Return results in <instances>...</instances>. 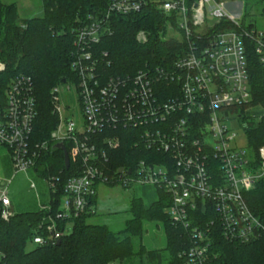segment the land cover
Returning <instances> with one entry per match:
<instances>
[{"label":"built area","instance_id":"obj_1","mask_svg":"<svg viewBox=\"0 0 264 264\" xmlns=\"http://www.w3.org/2000/svg\"><path fill=\"white\" fill-rule=\"evenodd\" d=\"M151 2L108 0L104 17L91 15L74 31L72 79L60 85L67 90L69 82L76 86L81 123L64 116L70 107L61 106L55 86L51 101L56 125L40 141L31 78L17 76L0 85V147L14 172L11 179L0 177L1 220L14 216L9 187L16 175L31 170L40 175L43 160L55 151L63 155L64 170L71 168L58 211L53 214L50 202L41 204L48 215L30 246L54 245L76 219L94 215L104 185H152L162 192L170 223L189 237L180 254L186 264H216L219 235L236 245L263 238L264 226L250 209L247 194L264 179V148L255 160L239 145L231 124L253 102L252 60L264 67V32L245 27L219 0H157L153 5L168 19V32L179 35H169L180 46L177 60L170 67L145 66L134 74L109 73L107 54L96 55L93 48L111 33L110 18L139 14ZM136 39L145 43L148 35L142 31ZM5 71L0 62V74ZM124 142L147 154L134 170L113 167L112 157ZM59 145L69 157L67 169ZM41 179L48 192L57 193L60 178ZM31 189L36 190L33 182ZM62 225L64 232L59 231ZM2 257L0 251V264Z\"/></svg>","mask_w":264,"mask_h":264},{"label":"trees","instance_id":"obj_2","mask_svg":"<svg viewBox=\"0 0 264 264\" xmlns=\"http://www.w3.org/2000/svg\"><path fill=\"white\" fill-rule=\"evenodd\" d=\"M141 13L127 17L110 18L111 33L104 35L95 45L96 55L107 54L111 62V74H134L145 66L170 67L179 55L180 46L173 38H167L168 19L155 8L157 0ZM197 1V0H193ZM220 1V0H219ZM264 17V0H254ZM44 16L23 20L16 6L3 4L0 0V62L6 71L0 74V85L17 76L31 78L35 87L38 104L36 137L42 141L53 131L56 119L52 114L51 90L72 79L70 70L74 31L88 23L89 16L104 17L108 0H41ZM250 3H246L248 9ZM246 9V10H247ZM248 13V11H246ZM246 16V15H245ZM244 16V18H245ZM243 18V19H244ZM245 20V19H244ZM242 24L248 28L255 25ZM144 31L148 41L138 42L136 36ZM253 102L248 110L239 112L241 120H246L244 130L248 149L255 160L260 158L264 148V67L252 60ZM249 120V121H247ZM68 148V147H67ZM147 154L134 148L131 143H123L113 155V167L134 170L138 162ZM40 178L58 177L61 181L55 194L48 192L45 206L52 205L55 214L64 196L63 184L70 177L65 171L63 155L53 152L42 162ZM247 202L252 212L264 226V179L247 194ZM165 195L160 192L158 200L145 207L141 200L131 204L132 218L125 228L112 232L105 226L87 222L91 215L76 219L71 231L61 238V243L30 247L39 234V226L47 217L44 210L15 213L9 222L0 218V251L3 264H186L180 254L189 246L187 233L173 226L166 214ZM156 222L163 227L166 247L162 250H148L141 243L144 225ZM65 225L59 228L65 231ZM45 236V235H44ZM215 251L216 264H264V235L257 242L248 245L230 244L217 236Z\"/></svg>","mask_w":264,"mask_h":264},{"label":"rangeland","instance_id":"obj_3","mask_svg":"<svg viewBox=\"0 0 264 264\" xmlns=\"http://www.w3.org/2000/svg\"><path fill=\"white\" fill-rule=\"evenodd\" d=\"M224 3L229 14H237L238 18L247 25H255L264 32V17L260 15V7L254 0H220ZM3 4L15 5L18 15L23 20L42 18L44 16L41 0H1ZM248 9L246 8V3ZM213 3L207 5V17L211 20ZM247 9V10H246ZM248 11V13H246ZM246 15V16H245ZM245 16V18H244ZM244 18V19H243ZM169 35L179 37L178 34L169 30ZM67 86L59 85V99L62 107H70V111L64 116H73L76 123L82 122V113L78 103L76 86L69 82ZM232 122V128L238 133V143L244 149H248V140L241 122ZM249 121V120H247ZM1 148V147H0ZM2 150V149H0ZM2 177L11 179L14 175L11 163L6 166ZM36 184V190L31 189V183ZM159 190L152 185L134 184L125 189L123 186H100L95 214L87 220L92 225L105 226L112 232H119L125 228L126 222L132 218L130 209L133 200H141L145 207H150L159 198ZM9 195L12 202V210L15 213H27L39 211L41 204L46 203L48 188L46 182L40 178L34 170L28 173H20L13 179L9 187ZM142 245L148 250H162L166 247V236L163 227L156 222H147L144 225ZM30 249L33 246L29 247Z\"/></svg>","mask_w":264,"mask_h":264},{"label":"crops","instance_id":"obj_4","mask_svg":"<svg viewBox=\"0 0 264 264\" xmlns=\"http://www.w3.org/2000/svg\"><path fill=\"white\" fill-rule=\"evenodd\" d=\"M2 150H0V177H2V175L6 174L5 173V168L6 166H9V159H8V153L6 151V149L4 148H0Z\"/></svg>","mask_w":264,"mask_h":264},{"label":"water","instance_id":"obj_5","mask_svg":"<svg viewBox=\"0 0 264 264\" xmlns=\"http://www.w3.org/2000/svg\"><path fill=\"white\" fill-rule=\"evenodd\" d=\"M65 82V81H64ZM63 82V83H64ZM58 150H61V151H63V153H64V160H65V168L67 169L68 167H69V157H68V155H67V153H66V151H65V148H64V146L63 145H59L58 147ZM61 243V241L59 240L58 242H57V245H59Z\"/></svg>","mask_w":264,"mask_h":264}]
</instances>
